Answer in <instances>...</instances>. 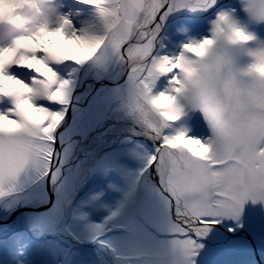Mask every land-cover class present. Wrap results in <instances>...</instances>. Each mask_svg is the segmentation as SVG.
I'll use <instances>...</instances> for the list:
<instances>
[{
  "label": "snow or ice",
  "instance_id": "snow-or-ice-1",
  "mask_svg": "<svg viewBox=\"0 0 264 264\" xmlns=\"http://www.w3.org/2000/svg\"><path fill=\"white\" fill-rule=\"evenodd\" d=\"M2 5L0 264H264V0Z\"/></svg>",
  "mask_w": 264,
  "mask_h": 264
},
{
  "label": "rangeland",
  "instance_id": "rangeland-1",
  "mask_svg": "<svg viewBox=\"0 0 264 264\" xmlns=\"http://www.w3.org/2000/svg\"><path fill=\"white\" fill-rule=\"evenodd\" d=\"M62 45L65 47V51L68 54H73L74 52V47H73V43L70 41L69 43H64L62 42Z\"/></svg>",
  "mask_w": 264,
  "mask_h": 264
},
{
  "label": "bare ground",
  "instance_id": "bare-ground-1",
  "mask_svg": "<svg viewBox=\"0 0 264 264\" xmlns=\"http://www.w3.org/2000/svg\"><path fill=\"white\" fill-rule=\"evenodd\" d=\"M55 39H59L61 45H62V42H63V44H64V43H69V42H70V41L65 42V41L63 40V37H62V36H61V37H58V38H55ZM62 46H63V45H62Z\"/></svg>",
  "mask_w": 264,
  "mask_h": 264
},
{
  "label": "clouds",
  "instance_id": "clouds-1",
  "mask_svg": "<svg viewBox=\"0 0 264 264\" xmlns=\"http://www.w3.org/2000/svg\"><path fill=\"white\" fill-rule=\"evenodd\" d=\"M7 7H8L7 5L0 6V8H4V9H6Z\"/></svg>",
  "mask_w": 264,
  "mask_h": 264
}]
</instances>
